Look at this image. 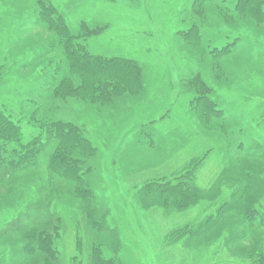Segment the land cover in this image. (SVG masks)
<instances>
[{
    "label": "rangeland",
    "instance_id": "1",
    "mask_svg": "<svg viewBox=\"0 0 264 264\" xmlns=\"http://www.w3.org/2000/svg\"><path fill=\"white\" fill-rule=\"evenodd\" d=\"M52 1L73 32L82 21L106 27L87 40L89 50L136 61L143 69L144 90L117 110L74 102L70 106L72 100L49 107L54 118L80 124L99 148V167L85 180L98 195L105 230H92L88 207L77 202L62 180L49 181L44 164L34 179L28 171L13 183L1 172L0 264H35L25 249L19 253L23 237L12 235L10 227L35 201H43L44 209L48 204L63 218L57 241L61 264H90L91 247L99 242L121 264H252L251 254L264 253V225L258 235L251 234L256 217L264 214V27L260 32L247 19L239 27L222 25L217 15L208 13L219 26L204 32L216 41L214 47L237 42L219 59L222 70L215 71L216 79L213 59L198 61L203 53L179 38L197 20L193 0ZM34 9L31 0H0V109L20 120L27 141L40 129L28 121L35 107L26 105V99L37 92L43 95L44 84L45 89L49 86L42 79L64 66L61 49L50 45L46 24L32 31L42 23ZM18 39L23 41L14 46ZM208 44L202 37L201 49L207 50ZM192 70L202 73L227 107L233 125L225 134L234 142L245 140L247 166L240 167L232 157L225 160L226 138L198 124L191 110L192 92L181 85L183 75ZM151 120L150 127L139 128ZM170 179L185 182L184 192H174L176 198L162 196L159 189L158 183ZM242 198L255 209V220L245 228L239 218L248 214L236 215ZM224 206L227 217L217 223ZM221 224L218 233L215 228Z\"/></svg>",
    "mask_w": 264,
    "mask_h": 264
},
{
    "label": "trees",
    "instance_id": "2",
    "mask_svg": "<svg viewBox=\"0 0 264 264\" xmlns=\"http://www.w3.org/2000/svg\"><path fill=\"white\" fill-rule=\"evenodd\" d=\"M31 1L35 7V13L37 16L40 15L42 20V23L36 24L32 31L46 24L44 26L46 32L52 34L48 38L51 40L50 45L58 46L61 49L60 55L64 59V66H57L53 74L50 72L52 76L49 77L48 73V79L46 76L42 79L44 82H48L46 87L49 86L45 89L44 84V89L41 91L43 95L37 92L34 97L26 99L28 102L26 105L30 104L35 107L32 114L27 116L28 121L32 126L40 129L30 140L24 139L20 120L19 122L14 121L11 115L0 109V173L7 174L11 183L18 179L19 174L28 171L33 173L32 179H34L44 164L48 180H62L67 189L69 188L70 193L73 192L77 202L81 201L85 208L88 207L87 216L92 230L102 233L105 230L104 214L97 206L98 195L91 188L92 185L85 180V175L99 167L100 158L97 156L99 148L84 134L80 124L63 118H54L53 112L47 110L50 109L49 107L55 108L58 103H68L70 100H72L70 106H73V102L90 104L95 105L101 111H105V109L117 110L119 104L123 108L124 104L143 92V69L134 60L124 57H105L89 50L87 40L103 33L106 27L104 28L102 25L90 26L86 21H82L79 24L78 32H73L59 7L52 0ZM192 4V12L197 20L189 30L181 31L179 38H182L192 49L203 53L202 57L197 58L198 61L213 59L211 70L214 77L218 79L215 71L221 68L219 59L230 54L237 42L226 44L221 48L214 47L216 41L213 38L207 39L204 32L212 31L210 28L217 30L219 26L216 19L208 18V13L217 15L222 25H226L223 22L236 23V26L239 27L247 19L251 21V27L254 24L259 30L264 27V0H193ZM43 28L42 30H44ZM202 37L209 43V47L205 51L201 49ZM215 38L217 37L215 36ZM26 40L34 42L33 36H27ZM26 40L25 42H27ZM21 41L23 40L19 41L18 39L14 46L21 44ZM236 41H238V37ZM1 68L3 69L4 66L2 65ZM183 76L181 85L184 89L192 92L191 110L200 127L213 132L219 130L226 138V148L228 147L225 150V160L232 157L240 167L247 166L248 161L244 154L245 140L239 138L234 142L230 136L225 134L229 128L232 129L233 123H230L227 107L216 98L218 97L216 89L205 80L199 70L196 72L192 70ZM111 105L114 106L112 109H110ZM40 107L43 108L40 109ZM41 112L43 115L40 114ZM152 122L154 120L142 123L139 128L143 130L145 126L150 127ZM230 135L234 139L233 132ZM233 142L235 143L232 148L234 151L231 150ZM50 145H54L51 151L52 146ZM47 151L49 152L47 153ZM149 183L147 186L151 187L152 182ZM156 183L158 182L154 184L157 185ZM158 185H160L162 196L165 194V197L176 198L178 195L174 193L175 191H185V182L180 179L161 181ZM249 198L247 195L248 201ZM238 203L241 208L236 210V215L238 216L241 211L248 214L245 217L242 215L240 218L238 217L240 223H245L243 225L245 228L249 221L255 220L251 217L253 215L251 213L255 209L248 206L243 198ZM49 208L50 206L47 204L44 209L43 201L42 203L37 201L30 203L25 211L19 212L10 225L12 235L16 234L18 237L22 235L23 237L24 242L19 247V253L23 254L25 249L35 264L62 263L57 241L61 235L63 218ZM224 208L225 206L221 207L220 213L217 215V219L221 217L217 223L227 217L228 212L223 216ZM256 218L258 222L251 226V234L254 236L261 232L264 225V214L258 215ZM221 229L222 224L215 228L218 233ZM10 232L8 231L6 235ZM246 232L244 230L245 237L248 236ZM78 245L79 252H81L83 248L81 237L78 239ZM107 250L108 248L103 247L100 242L94 243L89 252V263L121 264L120 260ZM250 256L253 258L252 264H264V253H253Z\"/></svg>",
    "mask_w": 264,
    "mask_h": 264
}]
</instances>
